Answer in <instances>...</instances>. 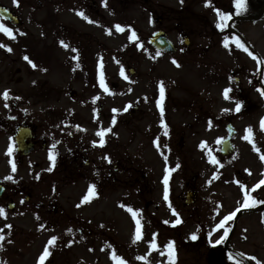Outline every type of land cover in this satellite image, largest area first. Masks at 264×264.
Here are the masks:
<instances>
[{"label": "rangeland", "instance_id": "1", "mask_svg": "<svg viewBox=\"0 0 264 264\" xmlns=\"http://www.w3.org/2000/svg\"><path fill=\"white\" fill-rule=\"evenodd\" d=\"M0 4L15 10L23 21L15 25L2 19L13 29L14 38L0 32V44L7 46H0V93L9 90L7 101L0 96V181L12 185L22 179L25 183L31 180L26 167L12 168L16 158L11 136L17 125L16 103L20 115L32 110L67 118V111L72 114L76 109L81 136L90 133L91 120L99 113V104L105 103L108 124L104 127L111 128L108 148L113 150L111 160H105L107 165L112 161L111 168L101 164L105 168L97 171L101 178L95 185L90 182L92 168L85 166L83 158H97V154L84 141L77 188L48 187L45 197L39 189L37 200L32 202L24 200L27 189L17 197L16 210H10L4 202L0 204L6 213L0 215V264H215L214 251L225 239L215 241L225 231L228 234L233 217L217 225L245 202L235 182V176L244 177V173L236 175L233 159L247 153L240 150L246 146L245 125L253 121L251 116L240 121V136L234 138L236 153L232 160L219 164L226 122H235L232 73L242 66L257 72L255 60L237 46L227 31L228 20L219 21L216 12L219 9L232 14L234 0H19V6L13 0H0ZM45 17L47 24L41 23ZM159 17L161 23L156 22ZM218 23L225 26L219 27ZM232 26L264 58V19L238 24L234 21ZM159 28L165 29L177 45L175 55L160 53L149 45L148 36ZM133 31L136 38H130ZM59 36L70 50L63 52L62 45L52 48ZM183 36L189 37V46ZM30 53L44 59L48 68L50 58L56 64L51 67L53 73L57 74L34 73L29 58L25 59ZM130 67L135 69L133 75ZM36 81L47 82L49 88L41 93L33 85ZM226 88L230 89L229 98L224 95ZM187 93L188 102L191 97L209 102V115L214 118L207 121L206 134L195 126L191 116H186ZM24 102L27 106L22 105ZM161 107L167 109L165 116L161 114L167 123L158 131L157 113ZM191 112L188 109V114ZM188 121L192 131L188 130ZM257 129L259 126H254L252 140L264 144V136L256 134ZM195 131L205 135L198 139ZM155 138L160 147L153 146ZM159 148L168 150L160 156L164 163L174 158L171 166L166 168L163 161L158 162L155 150ZM209 152L218 163H212ZM189 155L192 160H188ZM115 164L120 168L115 170ZM121 165H125L124 171ZM110 169L112 175L106 179ZM258 172L252 179L245 174L250 184L260 178V168ZM8 176L12 179H5ZM92 184L95 187L90 193ZM189 186L198 194L193 204L186 205ZM86 195L88 200H83ZM52 237L56 239L49 243ZM153 240L156 247L150 243ZM169 242L171 248L166 247ZM230 246L253 264H264V216L242 214ZM45 248L48 255L41 262ZM222 264L237 263L226 258Z\"/></svg>", "mask_w": 264, "mask_h": 264}, {"label": "flooded vegetation", "instance_id": "2", "mask_svg": "<svg viewBox=\"0 0 264 264\" xmlns=\"http://www.w3.org/2000/svg\"><path fill=\"white\" fill-rule=\"evenodd\" d=\"M95 3V2H93ZM59 9V6H57ZM247 10L250 11V14H246L247 16H257L261 13L260 19H264V0H251L250 4L247 6ZM52 12V11H51ZM46 18L42 20L41 23L47 24ZM59 33H57L58 35ZM235 36H237L240 40L243 41L245 46L249 47L246 39L243 37L241 31L235 30ZM252 49V53L255 57L259 59V61H264L261 56L256 53L255 49ZM253 58V55H251ZM257 60V72L254 69L246 68L245 66L241 67V70L237 73L235 72V86H234V101H233V114H234V129H235V136L234 138L237 139L241 133V124L240 121L244 117L251 116L249 119L253 121L250 122L251 125H248L247 129L250 127L251 132L245 130L244 134L247 135L249 139H243L246 141V148L242 147L240 151L247 152L240 158L234 157V167L236 175L241 174V171L245 174H249V178L251 179L252 174H255L258 169L261 167V163L263 161L262 157H264V144H260L253 141L252 137L254 135V126H259L257 129L256 134H263L264 136V129L261 127L262 118H264V94L261 93V89H264V63L258 62ZM251 60V59H250ZM252 62V61H251ZM38 87L43 88L45 87L44 84H36ZM237 102L241 103V108L239 111H236V104ZM208 100L198 99V97L194 100H190L188 102V94H187V101L185 105L186 116H191L193 119V123L197 128L203 131L206 134L207 131V121L213 120L214 116L209 115L208 110ZM15 111L17 110V106L15 105ZM188 109H191L192 112L188 114ZM189 115V116H188ZM255 115V117H253ZM15 120H19L21 125H24L26 128H30L32 132L31 142L33 145V149L27 155H21L17 153L14 164L18 167H26L28 174L31 175L30 181L27 180H19L15 184H6L5 190L3 195L0 197V204L4 202L9 206L10 203L14 204V208L17 207L18 203H16L17 197L23 192H26L29 189V193L25 195V201L32 202L33 200H37L36 192L40 189L42 192L43 189V196L45 197L48 195L47 188H61L64 190L66 187L76 188L79 180H80V170H81V158L83 157L81 153L82 146V139L80 137V131L77 126L76 118L68 117V119L73 120L72 127L56 125L55 121L58 120V115L54 113L51 117V120H54L51 127L42 123V115L37 114L33 111H26L23 112L21 115H17L15 112ZM217 119L221 118L220 115L215 116ZM222 119V118H221ZM189 122V121H188ZM43 125H42V124ZM191 121L188 124V130L192 131ZM205 128V129H204ZM197 138L203 137L202 132H197ZM59 143L57 144V142ZM263 141V140H262ZM203 144V143H202ZM105 145L104 147H106ZM236 147V145H235ZM91 152L97 154V158L93 157L90 159H85L88 161L92 168V175L95 177L97 176V171L101 172L105 167L107 168V164L105 162L106 158L104 155V149L98 151L97 147L94 144L90 146ZM205 148V147H204ZM244 148V150H243ZM206 149V148H205ZM201 150H204L201 148ZM50 152L54 155V162L53 160L49 159ZM187 152L191 153V150H187ZM234 155V154H233ZM110 156V154H108ZM232 157H222L219 161V164H224L225 160L229 161ZM247 158V159H245ZM188 160L191 159V155H189ZM84 161V162H85ZM174 158L170 157V162H173ZM202 161L204 164H207L204 161V157H202ZM105 167H102V165ZM119 166H116L118 168ZM122 171L125 170V165H121ZM111 169L108 171V174L105 176L106 179L111 177ZM238 176V180H236V188L239 192L247 193L250 203L253 206H263L264 207V186L257 188H251L249 182V178L247 177ZM0 183H2L0 181ZM189 187L188 189H191ZM256 214H262L264 216V209Z\"/></svg>", "mask_w": 264, "mask_h": 264}, {"label": "snow or ice", "instance_id": "3", "mask_svg": "<svg viewBox=\"0 0 264 264\" xmlns=\"http://www.w3.org/2000/svg\"><path fill=\"white\" fill-rule=\"evenodd\" d=\"M13 2L17 6H19V0H13ZM206 3H210V0H206ZM234 4H235V8H236L237 13L243 11L246 8V0H234ZM216 12H217V15L219 17V21H227V20H229L231 18V13H224V12H221V10H219V9H216ZM79 14L81 16L84 15L82 12L79 13ZM85 19H88V18L85 17ZM218 26L219 27H224L225 25L223 23H218ZM116 28L118 30H120V31H123V28L120 25H116ZM0 32H4L9 37L14 38L13 29L10 28V27H8V26H6L2 22V14H0ZM130 38H136L134 31H133V36L130 37ZM233 39L236 41L238 47H241L245 51H248V48L239 40L238 37H235L234 36ZM227 43H228V37H225V44L227 45ZM61 44H63L65 47H68V45L64 44L63 41H61ZM0 46L7 47L6 45H3V44H0ZM8 50L11 51V48H8ZM249 55H253V58L258 59L257 57L254 56V54L252 52H249ZM25 59H28V57H25ZM29 62L32 63L31 61H29ZM173 62L175 63L176 61L174 60ZM258 62L264 63V61H259V59H258ZM33 67H36V65L33 64ZM160 91H161V98H163L164 88H163V83L162 82H161V85H160ZM229 91H230V89H227V88L224 90L225 98H229L228 97ZM261 93L264 94V89H261ZM0 96H3V98L7 101L9 99V90L6 89L3 93H0ZM240 108H241V103L240 102H237L235 110L236 111H239ZM114 111H116V110L114 109ZM161 111L163 112V108L162 107H161ZM114 122L115 121L113 120V123ZM261 127H262V129H264V118H262ZM106 131H108V129H100L97 132V135H99L101 137V140L99 141V143L101 145H103V143H104L103 136H104V134H105ZM246 131H248L250 133L251 132V128L249 127ZM245 139H249V137L248 136H245ZM201 146H203V144ZM8 151H9V154H11V152L13 151V149H12L11 146L9 147ZM209 156H210V159H211L212 163H218V161L215 159V157L211 156V153L210 152H209ZM49 159L53 160V162H54V159L55 158H54V155L51 152L49 154ZM262 159H264V157H262ZM12 168H13V171H15V164H13ZM5 179H12V177L11 176H8V177H5ZM260 183L264 184V180L260 181ZM164 184H165V195H164V198H165V200H167L168 199V189H167L168 177H167V175L164 177ZM94 187H95L94 185H91L90 186V188H89V192L90 193H92V190L94 189ZM248 199H249L248 198V195H247V193H245V204L244 205H241V207H244V206H247L248 205ZM83 200H88V196L86 195L83 198ZM129 211H131V208H129ZM173 211L175 212L174 209H173ZM236 211H239V209H237ZM133 214L135 215V213H133ZM235 214H236L235 211L232 212V213L227 214L220 221V225H217V227H220L221 225H223L226 220H230ZM0 215H6L5 210H4L3 207H0ZM177 216H178V213H177ZM177 222H179V220ZM137 224H139V221H137ZM9 227H11V225H9ZM41 227H43V225H41ZM69 231H71V229H69ZM153 235H155V234H153ZM226 236H227V231H225L224 235L221 236L219 240L215 241V243L222 242L225 239ZM137 238H139V235L138 234H137ZM192 238L193 239H196V234L195 233L192 234ZM0 239H3V236L2 235H0ZM55 239H56V237H52L51 240L49 241V243H51ZM150 243L153 244L154 247H156L154 240L151 241ZM171 245H172V242H169V245H167L166 247L171 248ZM46 255H48V249L47 248H45L44 254H42L41 257L39 258L41 262L44 260V257ZM171 258L172 257L170 255L169 256V259H171ZM229 258L230 259L232 258L231 254L229 255ZM253 259H255V258H253ZM122 264H123V262H122ZM237 264H239V262H237Z\"/></svg>", "mask_w": 264, "mask_h": 264}, {"label": "water", "instance_id": "4", "mask_svg": "<svg viewBox=\"0 0 264 264\" xmlns=\"http://www.w3.org/2000/svg\"><path fill=\"white\" fill-rule=\"evenodd\" d=\"M0 14H2V16H4V17L15 20L12 17L10 11L4 7H1V6H0ZM150 41L153 45H155L156 47H159L161 49H165V50L172 51V52H174L176 50V48L173 46V44L167 39L166 34L164 32H157V33L153 34L150 37ZM19 141H20V139H19ZM0 193H1V189H0ZM222 252L223 251H217L215 253L216 262L220 261V259L222 257Z\"/></svg>", "mask_w": 264, "mask_h": 264}]
</instances>
